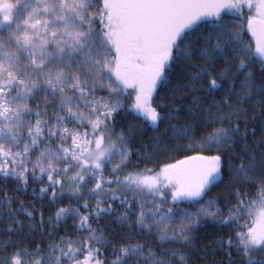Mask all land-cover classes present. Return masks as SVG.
<instances>
[{
  "label": "trees",
  "instance_id": "obj_1",
  "mask_svg": "<svg viewBox=\"0 0 264 264\" xmlns=\"http://www.w3.org/2000/svg\"><path fill=\"white\" fill-rule=\"evenodd\" d=\"M249 9L204 17L177 39L151 98L153 119L135 112L131 92L122 97L103 125L123 150L102 167L77 172L80 161L69 157L42 172L0 167V264H21L24 254L59 264H264L242 240L251 210L264 208L263 21ZM98 15L92 26L100 33ZM39 71L3 78L0 107L24 104L12 142L60 153L72 141L51 137L55 118L80 138L95 126L59 112ZM7 115L0 109V130ZM204 157L219 158L220 176L197 198L122 190L130 173L158 175Z\"/></svg>",
  "mask_w": 264,
  "mask_h": 264
},
{
  "label": "rangeland",
  "instance_id": "obj_2",
  "mask_svg": "<svg viewBox=\"0 0 264 264\" xmlns=\"http://www.w3.org/2000/svg\"><path fill=\"white\" fill-rule=\"evenodd\" d=\"M96 1L0 0V82L17 71L29 76L34 69L42 70L44 84L54 98L59 96V112L73 114L77 124L95 126L80 138L55 118L51 137L60 144L72 141L60 153L37 147L38 141L12 142V131L23 126L18 111L24 104L19 99L7 101L0 107L8 114L6 128L0 130V167L5 173L58 168L64 157L80 161L77 172H82L100 168L120 153L121 137L109 136L104 120L122 107L128 92L135 112L154 118L151 98L164 78L171 46L204 17L252 8L247 16L263 21L264 48V0H101L103 10L94 13ZM97 13L103 23L100 33L92 26ZM118 147L120 151L114 152ZM192 165L184 159L158 175L130 173L122 190L167 191L173 200L181 194L197 198L219 178L220 160L204 157ZM189 185L196 187L190 191ZM251 216L253 224L242 234L243 243L253 254H264V208H253ZM57 260L46 263L59 264ZM19 261L46 264L27 254Z\"/></svg>",
  "mask_w": 264,
  "mask_h": 264
},
{
  "label": "water",
  "instance_id": "obj_3",
  "mask_svg": "<svg viewBox=\"0 0 264 264\" xmlns=\"http://www.w3.org/2000/svg\"><path fill=\"white\" fill-rule=\"evenodd\" d=\"M166 59V57H164V60ZM196 186L195 185H189L188 190L192 191Z\"/></svg>",
  "mask_w": 264,
  "mask_h": 264
},
{
  "label": "bare ground",
  "instance_id": "obj_4",
  "mask_svg": "<svg viewBox=\"0 0 264 264\" xmlns=\"http://www.w3.org/2000/svg\"><path fill=\"white\" fill-rule=\"evenodd\" d=\"M230 248V247H229Z\"/></svg>",
  "mask_w": 264,
  "mask_h": 264
}]
</instances>
